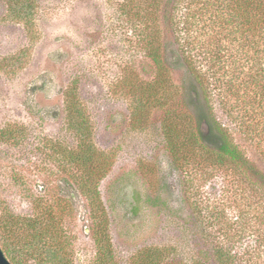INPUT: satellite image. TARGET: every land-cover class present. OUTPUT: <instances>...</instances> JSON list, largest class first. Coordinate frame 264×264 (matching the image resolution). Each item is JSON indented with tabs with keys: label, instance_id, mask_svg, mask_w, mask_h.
Instances as JSON below:
<instances>
[{
	"label": "rangeland",
	"instance_id": "1",
	"mask_svg": "<svg viewBox=\"0 0 264 264\" xmlns=\"http://www.w3.org/2000/svg\"><path fill=\"white\" fill-rule=\"evenodd\" d=\"M150 1L0 0V247L12 264L37 263L20 248L32 230L43 238L45 259L59 263L67 254L71 264H97L95 194L76 180L85 176L106 212L101 244L110 264H147L150 251L168 250L176 253L160 264H195L200 251L202 264H216L207 253L215 243L240 254V199L227 202L240 175L192 172L195 202L224 200L234 226L203 220L208 211L187 202L186 172L174 166L162 132L164 109L180 133L195 130L186 67L171 68L178 92L166 108L140 101L156 67L133 23L146 28ZM213 113L229 123L217 105ZM231 135L264 172L255 147L239 130ZM80 145L93 149L92 172L68 165V149ZM42 203L59 223L44 222ZM29 219L38 224L23 237L7 231ZM58 232L67 236L62 252Z\"/></svg>",
	"mask_w": 264,
	"mask_h": 264
},
{
	"label": "trees",
	"instance_id": "2",
	"mask_svg": "<svg viewBox=\"0 0 264 264\" xmlns=\"http://www.w3.org/2000/svg\"><path fill=\"white\" fill-rule=\"evenodd\" d=\"M146 16L145 29L136 22L133 26L145 41L146 55L154 63L156 73L140 101L150 107L166 108L178 92L171 68L183 65L190 75L185 92L193 106L195 130L180 133L171 109H164L162 120L172 162L186 172L182 184L187 202L199 214L208 211L203 220L232 228L233 223L223 213L224 200L213 205L202 200L195 202L197 194L191 174L205 175L223 168L240 175L239 183L231 187L234 192L227 198L228 205L240 199V254L220 243L208 247L207 253L216 264H264V172L231 138L232 129L239 130L264 159V0H151ZM215 105L229 123L215 118ZM92 153L93 149L81 145L78 149H68L70 169L75 172L84 166L90 169ZM76 180L79 186L91 188L95 194L96 205L92 207L97 243L95 260L97 264H110L111 252L101 244L107 218L96 184L86 176ZM38 206L45 223H59L52 206L43 203ZM36 224L29 219L24 227L15 224L12 231H7L20 238L28 230L36 229ZM19 231L22 236H18ZM30 234L20 248L33 256L36 264L72 263L67 254L58 259L59 263L45 259L40 249L41 234L33 230ZM57 240L60 242L56 250H67V236L58 232ZM175 253L176 250H168L160 256L150 251L147 264H160ZM200 253L191 256L195 264H202Z\"/></svg>",
	"mask_w": 264,
	"mask_h": 264
},
{
	"label": "water",
	"instance_id": "3",
	"mask_svg": "<svg viewBox=\"0 0 264 264\" xmlns=\"http://www.w3.org/2000/svg\"><path fill=\"white\" fill-rule=\"evenodd\" d=\"M0 264H12L4 255L1 247H0Z\"/></svg>",
	"mask_w": 264,
	"mask_h": 264
}]
</instances>
